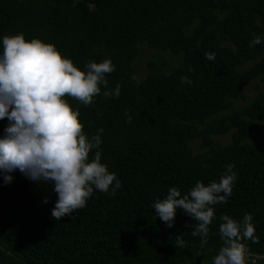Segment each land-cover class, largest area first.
Here are the masks:
<instances>
[{
	"label": "trees",
	"instance_id": "1",
	"mask_svg": "<svg viewBox=\"0 0 264 264\" xmlns=\"http://www.w3.org/2000/svg\"><path fill=\"white\" fill-rule=\"evenodd\" d=\"M18 33L54 44L80 70L111 59L115 70L93 104L64 99L85 134L101 136V162L122 186L115 195L94 189L75 219L54 220L51 183L19 170L9 183L0 175V264H213L224 245L220 216L240 222L246 213L259 242L243 243L264 255V94L252 83L264 84V42L249 47L254 35L264 41V0H0V54L3 36ZM141 45L181 63L167 72L149 63L136 84ZM117 84L119 97L103 94ZM247 88L256 97L235 109ZM7 124L0 120V138ZM224 135L225 144L213 139ZM228 164L237 179L227 203L214 206L207 244L182 210L171 228L156 217L152 204L170 188L184 195L197 181H219Z\"/></svg>",
	"mask_w": 264,
	"mask_h": 264
},
{
	"label": "clouds",
	"instance_id": "2",
	"mask_svg": "<svg viewBox=\"0 0 264 264\" xmlns=\"http://www.w3.org/2000/svg\"><path fill=\"white\" fill-rule=\"evenodd\" d=\"M262 42L261 36L254 35L249 47ZM2 44L0 120L6 118L8 124L0 138V175L9 183L13 177L8 173L19 170L32 181L51 183L58 197L51 217L75 219L72 214L86 207L94 189L115 195L122 185L101 162V136L85 134L78 119L79 110H74L64 98H75L84 106L93 104L101 93L100 86L107 88L106 75L115 70V65L111 59H104L99 63L90 61L86 71L80 70L54 44L38 38L26 40L23 33L4 35ZM205 56L215 59L212 53ZM181 82L192 83L187 76L181 77ZM103 94L119 97L120 85ZM131 119L128 116L126 122L131 123ZM102 132V128L98 130ZM93 150L96 151L91 156ZM233 169V164L226 165L219 181L207 185L197 181L184 195L177 188H170L166 198L152 204L156 217L171 228L177 211L182 210L195 220L191 235H199L204 246L215 218L214 206L227 203L233 193L237 179ZM219 219L224 245L213 264H249L248 248L243 241L259 242L252 215L246 213L240 222L228 215ZM182 237L175 239L179 247L184 246Z\"/></svg>",
	"mask_w": 264,
	"mask_h": 264
},
{
	"label": "rangeland",
	"instance_id": "3",
	"mask_svg": "<svg viewBox=\"0 0 264 264\" xmlns=\"http://www.w3.org/2000/svg\"><path fill=\"white\" fill-rule=\"evenodd\" d=\"M139 49H140V57L133 64V68H132L133 71L132 78L136 84L139 83L141 79L146 76L147 74L146 65L149 63H152L155 66L162 65L164 72H167L175 68L177 65H179V63H181V56L171 57L168 52L151 50L145 47L144 45H141ZM258 61H264V57L258 59ZM249 65L251 64H245L241 68L245 69ZM252 83L258 87L261 93L264 94V84H260L257 80H255ZM244 94H245V102H235L234 105L235 109H241L245 105L250 103V101H252L256 97L257 92L252 88H247ZM213 139L221 144H225L229 141V135L215 136ZM189 146L192 150V153L196 154L200 152L197 140L191 142Z\"/></svg>",
	"mask_w": 264,
	"mask_h": 264
},
{
	"label": "built area",
	"instance_id": "4",
	"mask_svg": "<svg viewBox=\"0 0 264 264\" xmlns=\"http://www.w3.org/2000/svg\"><path fill=\"white\" fill-rule=\"evenodd\" d=\"M258 262H263L264 264V255L262 256H254V255H249V264H258Z\"/></svg>",
	"mask_w": 264,
	"mask_h": 264
}]
</instances>
